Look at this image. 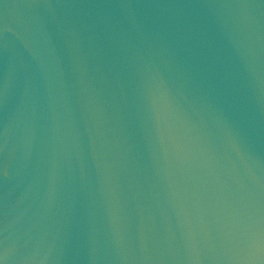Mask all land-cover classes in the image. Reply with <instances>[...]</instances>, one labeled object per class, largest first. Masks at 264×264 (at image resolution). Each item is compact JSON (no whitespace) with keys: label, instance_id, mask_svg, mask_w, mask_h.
<instances>
[{"label":"water","instance_id":"1","mask_svg":"<svg viewBox=\"0 0 264 264\" xmlns=\"http://www.w3.org/2000/svg\"><path fill=\"white\" fill-rule=\"evenodd\" d=\"M0 264H264V0H0Z\"/></svg>","mask_w":264,"mask_h":264}]
</instances>
